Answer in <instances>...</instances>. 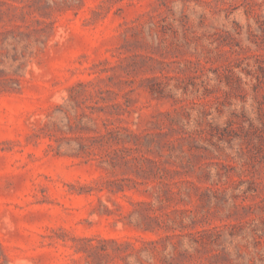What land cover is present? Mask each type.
Instances as JSON below:
<instances>
[{"label": "rangeland", "instance_id": "1", "mask_svg": "<svg viewBox=\"0 0 264 264\" xmlns=\"http://www.w3.org/2000/svg\"><path fill=\"white\" fill-rule=\"evenodd\" d=\"M0 264H264V0H0Z\"/></svg>", "mask_w": 264, "mask_h": 264}]
</instances>
